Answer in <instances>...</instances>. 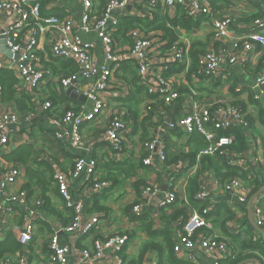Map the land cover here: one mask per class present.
<instances>
[{
	"label": "built area",
	"instance_id": "obj_1",
	"mask_svg": "<svg viewBox=\"0 0 264 264\" xmlns=\"http://www.w3.org/2000/svg\"><path fill=\"white\" fill-rule=\"evenodd\" d=\"M81 7L80 13L72 12L63 6L58 14L44 16L41 11V0H0V69L11 71L19 80L18 90L27 93L46 82L51 73L44 66L38 47V39L47 37L48 53L53 59L73 62L78 72L70 76L55 77L60 90L67 89L79 79L91 81L84 92L86 99L92 103L91 109L84 112L68 110L63 117L54 121L57 127L54 139L69 140L71 145L79 147L82 143L81 128L86 124H97L103 117L109 116V123L102 131L103 141L115 159L126 155L132 149L130 143L133 126L140 123L142 116L136 120L129 119L127 110L119 100L127 99L134 85L123 80L124 67L136 77V84L143 89L144 109L148 112L150 104L168 107L179 102L182 94L178 90L180 81L191 73L195 83L214 85L232 81L231 69L236 66L254 67L252 90L253 100L264 109V14L250 18L247 23H234L231 17H221L217 10H212L210 0H73ZM78 15V16H77ZM156 15L165 20V26L172 29L176 40L170 42L166 33L161 30H149L143 25L121 31V21L132 17L154 21ZM179 15L185 16L193 23L202 19L211 31V41L198 51L197 65L190 71L192 47L182 43L178 31L186 32L183 27H172L171 22ZM195 26L191 27L193 29ZM194 30V29H193ZM81 35H95L101 44V62L96 54V44ZM178 38V39H177ZM7 52V53H6ZM100 61V60H99ZM240 88V89H239ZM237 91L242 90L240 86ZM194 90V89H192ZM189 93L194 97L197 91ZM1 94V88H0ZM195 98V97H194ZM115 101L118 106H110ZM198 112L192 111L185 117L171 121L162 130L168 135L176 128H181L187 136L197 135L206 145L195 155L193 166L177 164L170 170L171 179L178 177L184 170L201 168L204 158H226L228 164L239 168L246 175L245 179L232 178L225 181L224 190L234 195L239 203H248L249 196L242 193L243 183L251 190L258 178L264 183V161L258 158L260 142L251 143L250 151L254 155H238L236 133L241 129L249 134L248 115L254 112L240 111L234 104L221 105L209 103L205 99L199 102ZM43 109L51 107L49 101L42 105ZM111 109V112L109 111ZM35 113L30 112L22 118L28 124ZM18 114L8 106L0 110V159L9 151L11 140L19 132V124L15 129L9 127L18 122ZM245 130L247 132H245ZM28 132L29 129H26ZM253 147V148H252ZM146 157L145 167L156 169L165 166L166 153L161 138L156 136L144 144ZM264 160V159H263ZM4 162V161H3ZM254 162V164H252ZM98 163L95 159L79 158L68 172L54 169L52 180L66 209L72 210L70 222L60 229L73 240L91 238V250L83 248L76 251L77 264H104L103 255L109 250L116 264L123 263V253L130 245L129 236L115 234L105 239L99 237L106 215L89 217L82 221V202L74 201L69 189V182L85 174L88 180L96 181L89 186L93 195H101L108 190L110 183L98 181ZM19 166L13 163H0V241L4 240L6 217L17 215L22 218L21 228L16 233L20 245H28L35 233L36 221L40 217L43 204L40 200L29 202L27 191L16 189L22 175ZM196 198L208 201V194L201 189ZM159 188L146 184L140 190L138 204L134 205L131 214L143 215L142 205L148 203L158 193ZM251 198V197H250ZM264 198V192L252 203V218L255 225L264 232V212L255 206V201ZM3 204L7 206H3ZM17 206L20 212H12ZM178 205L177 190L169 186L160 202V208L169 209ZM212 205L202 211L194 212L182 226L178 235V244L173 246L176 255L187 252L185 259L196 262L192 251H198L214 263H220L231 257V250L226 242L219 241L206 233L213 230V219L209 216ZM12 213V214H10ZM15 217V216H11ZM257 232V231H256ZM258 233V232H257ZM258 235V234H257ZM259 238V236H258ZM49 264H67L72 248L61 246L55 234L48 242ZM20 252V251H19ZM0 264H29L27 256L18 253L13 258H2ZM154 264V263H148Z\"/></svg>",
	"mask_w": 264,
	"mask_h": 264
},
{
	"label": "crops",
	"instance_id": "obj_2",
	"mask_svg": "<svg viewBox=\"0 0 264 264\" xmlns=\"http://www.w3.org/2000/svg\"><path fill=\"white\" fill-rule=\"evenodd\" d=\"M215 5L217 7L215 10H217L219 16L231 17L234 23H247L250 18L259 17L264 14V0H219L216 1ZM63 6L69 8L75 13H80L81 11L80 5H78L73 0H41V11L44 16L52 15L54 13L58 14L59 10ZM196 24L197 25L193 28L194 30L190 29L186 30V32L178 31L177 34L178 38L182 36V43L191 45L193 49L196 45L195 48L199 51L211 41V31L206 21L204 22L202 19L198 20ZM81 36L84 39H89L96 44V54L100 58V61L98 60L99 65V63L102 61V50L101 44L97 37L95 35ZM1 44L3 43L0 42V45ZM38 47L42 49V52H40V57L42 58L46 68V63L51 59L47 50L49 48L47 37L41 36L38 39ZM191 66L192 60L190 57V68ZM253 68L254 67L250 66H236L231 69L233 78L230 83H215L214 85H206L202 83L199 85L195 83L194 78L191 76V73H189L187 78L184 80L182 79L179 83L178 90L182 94L179 102L168 107H163L153 103L150 104V109L148 112H145L146 108L144 109V97L142 93L143 101L137 110L139 111V117L142 116L143 113V117L141 118V120H143L136 124V129L131 134L130 143L132 149L129 150L126 155L119 156V159H116V161H122L124 159L131 158V160L135 163H139L141 160L143 162L146 157V153L144 151L145 142L152 137L158 136L161 138L163 146L165 147L168 165L165 164V166H158L156 169L145 166L144 168L138 169L136 172V177L127 179L117 188L112 190L110 194L101 199V204L109 209V213L106 215L108 218L106 221H104L99 237L101 239H105L115 234L126 233H129L131 237H129L131 242L129 248L125 253H123L122 264H128L133 260L136 261L140 255L142 247L146 243L150 242L147 233L141 228V223L132 221L125 210L129 205L133 204L139 199L137 191L134 187L137 180H142L146 184H152L159 188V191L155 197L148 203H144L142 205L143 215L148 216L149 220L152 222V229L154 231L167 230L174 246L175 244H178L179 241V225L181 224L182 218L178 217L175 220H169L168 217L176 209L184 208L189 205L190 194L188 193L187 189H189V181L196 174L198 175L201 189H204L208 194L207 204H211L212 208L216 206L220 208L219 212H217L218 215L212 217L213 230L207 231L206 234L223 242L229 241V238L232 235H240V241L249 238L251 235V238H253L256 243L260 242L263 244L260 234L257 233L249 223L247 212L248 203H239L234 195L228 194L224 190L225 182L220 183L219 178L214 175L212 169H204L202 166L200 169H195V171L194 169L190 171L185 169L184 172L178 177L171 179L170 170L172 169V166L177 164L190 166L191 160L189 158L193 154L195 156L200 149L205 147V141L197 135L187 136L185 131L181 128L174 129L168 135H162V130L168 125L169 122H176L192 111L198 112L200 108L199 102L203 99L209 103L217 102L221 105H232L239 102L248 107V110H252L254 112V115L251 116V120L253 121L255 129L252 130V132L262 146L260 147L258 158H261V160L264 161V126L259 123V119L255 113L257 105L258 107L261 106L253 100L254 92L251 89L248 90V87H251V84L253 83ZM128 72L131 71L124 69V75L122 78L128 83L131 82L135 86L136 82H133L132 78L133 73L131 75V73L129 74ZM90 82L91 81L79 79L75 85H77L78 91L84 94V92L87 90L86 86ZM240 86L243 89L237 91V88ZM67 89L60 90L57 83L55 82V77L51 76L43 84L25 93L33 105L34 109L32 112L35 113V116L31 117L28 124H25L23 121L24 119H22L27 114L20 112L15 106L11 104H2L0 101V110L8 106L9 108H13V110L19 116L17 123L9 125V127L15 129L19 124L17 128L20 130L11 140L7 148L9 151L8 153L23 144H32L34 146L33 158L35 159V162L47 161L52 165L53 170L57 169L63 172H68L69 169H72L74 162L79 158H84L86 160L95 159L99 166L97 170V178H99V172L101 171L102 165L107 160L106 158L115 160L112 158L114 156L113 152L109 151L107 144L102 138V131L107 127L110 121L109 116L103 117V119L97 124H86L81 128L80 132L82 136V143L79 147L72 146L69 140L58 141L54 139L53 132L55 133L57 127L53 122L60 119L61 117H50L46 114L42 105L45 101H47V99H49L51 93L58 92L65 94ZM191 90L197 91V93L194 95L195 98L190 97L189 93ZM65 96L69 98L66 94ZM66 106L71 109L76 107V112H79L80 108L84 106V112H87L91 109L92 103L87 99L85 103L70 99L68 103H59L58 108L60 110H65ZM110 106L114 107L118 105L115 103V101H112ZM109 111L111 112V109ZM26 129H29V131L27 132ZM244 155L252 156L254 154L250 151ZM171 159H176V161L170 162ZM211 159L220 162V157H214ZM3 161L5 163H10L5 160V156L3 157ZM3 161L0 159V163H4ZM252 164H254V162ZM29 166L31 168L36 167L32 161L29 163ZM20 169L22 171V177L15 188L23 189L26 185H29L27 188L28 198L30 200L29 202L31 203V201L40 200L44 205V208H42L40 217L36 221V229L32 241L28 245L23 246L20 252L15 254H5L3 259L13 258L18 255V253H23L27 256L29 264H49V250L47 246L50 238L56 234L61 246H68L69 248H72L71 255L67 260V264H77L78 257L76 251H79L83 248L91 250V238L85 237L73 240L68 235L62 233L60 229L70 222L71 213L68 211L69 209L64 207L63 200L60 198L59 194H57V187L55 183L52 182V185H49L48 192L43 196L41 188L37 186L35 182L30 181V179L27 177L26 168L20 167ZM43 169L44 168H42V170ZM87 182L88 179L84 173L81 174L76 180L69 182V189L73 200L82 202L83 222H85L89 217L104 215V213H94L91 210L95 195L90 193L88 188L89 186L86 185ZM257 182L260 183L259 189L254 190L253 188V194L252 192L250 193V188L248 185L243 183L241 192L249 196L248 200L255 193L264 188V183H262L263 181L261 178H258ZM47 183L49 184V181H47ZM171 183L172 186H174L177 190L178 205H176L173 209L160 208V202L163 199L164 194L167 192V190H169ZM254 203L255 206L259 205L264 212V198H259ZM3 206L7 205L3 204ZM227 210L233 213L235 216L232 220L224 222V213H226ZM190 211H188L189 217L194 212H196ZM12 212H20V210L14 205L12 207ZM2 215L3 212L0 211V216ZM22 222V218L17 215L7 216L5 226L6 228H4V240L9 236L15 238L18 229L21 228ZM157 241L160 245H163L164 243L162 237H158ZM237 246L239 247L238 244ZM179 254L180 256L174 253L176 258L189 264H216L213 261L207 259L198 251H192L196 261L194 263L185 259L187 252ZM259 257V260L249 259L240 264H264V255H259ZM158 260L159 256L157 252L154 250H149L144 256L142 264H157ZM102 262L104 264H116L109 250L105 251ZM223 262L224 261L217 264H221Z\"/></svg>",
	"mask_w": 264,
	"mask_h": 264
},
{
	"label": "trees",
	"instance_id": "obj_3",
	"mask_svg": "<svg viewBox=\"0 0 264 264\" xmlns=\"http://www.w3.org/2000/svg\"><path fill=\"white\" fill-rule=\"evenodd\" d=\"M216 1L219 0H210L212 10L217 9L215 5ZM139 25H143L145 28L149 30L164 31L166 33V36L169 37L170 42H174L176 40V35L173 33L172 29L166 28L165 20L161 18L160 15H156L154 21L128 17L121 21L120 27H121V31L125 33L129 28L136 27ZM171 25L175 29L177 27H183L185 30H190L191 27L196 26L197 24L193 23L192 20L185 19V17L179 15L174 21L171 22ZM195 46L194 49L192 48V53H191L192 66L190 68V71H192V69L195 68L197 65L198 50H196ZM46 68L50 70L52 76L54 77L70 76L78 72V67L75 65V63L70 61L68 62L59 61L53 58H51L50 61L46 63ZM124 69H127V67H124ZM132 78H133V82H136V77L134 74ZM19 83H20L19 80L15 77V75L11 71L0 69L1 103L11 104L15 106L20 112L27 114L32 112L34 108L28 96L25 93H22L18 90ZM232 90L234 91L233 88ZM142 93H143L142 87L136 84L134 86V89L132 90L131 95L127 99L118 101L119 103L122 104L123 108L127 110L128 116L130 117L129 119H132L133 121L136 120L138 117L139 111L137 110V108L143 101ZM69 100L70 99L67 98L64 93H58V92L51 93V96L49 97V99H47V101L50 102L51 107L45 110L46 114L49 115L50 117L58 118V117H62L68 110H72L73 112H76L77 111L76 107L71 109L68 106H66L65 110H60L58 108L59 103H66V102L68 103ZM234 105L243 113L247 111V107L242 103L237 102ZM255 113L259 119V123L262 126H264V109L262 108V106L258 107L257 105ZM246 118L248 119L250 126L248 135L245 134L244 131L241 129H235L232 131L233 133H236L237 146L234 147L235 148L234 150L238 155L247 153L251 148V144H252L251 142L253 140H256V137L253 135L252 132V130H254L255 127L253 121L251 120V115H248ZM133 128L134 130L136 129V124L133 126ZM263 146H264V142H263ZM4 156L7 162L13 163L19 167L26 168L27 177L30 179V181L35 182L36 185L41 188L43 192V196L48 192L49 190L48 187L49 185H52L53 182L52 175L54 170L52 168V165L49 164L47 161L35 162V159L33 158L34 146L32 144H23ZM106 159L107 160L104 162L101 171L99 172L98 181H107L111 185L108 190L103 192V194L94 196V200L91 207V210L94 213H104V215H108L109 209L103 204H101V199L106 195L110 194L112 190L117 188L127 179L136 177V172L138 169L144 168L142 160L139 163H135L131 160V158L124 159L122 161H114L111 160L110 158H106ZM189 159L191 160L190 166H193L195 163L194 154ZM31 161L34 162V164L36 165L35 168H31L29 166V163ZM175 161L176 159L170 160V162H175ZM227 161L228 159L226 158H220V162H219L207 157L201 161V166L204 169L205 168L208 170L212 169L214 175L217 178H219L220 183L225 182L228 179H232V178H241V179L246 178V175L244 174L243 171H241L237 167L229 165ZM166 165H168L167 160H166ZM42 168L44 169L42 170ZM47 181H49V184L47 183ZM95 182L96 181H93L91 179L88 180L86 185L92 186ZM259 184L260 183L256 181L254 190L259 189ZM145 185L146 183H144V181L142 180L136 181L134 187L137 191L138 196H140V189ZM28 187L29 185H26L23 189L28 191L27 189ZM188 188L189 189L187 190L188 193L190 194L189 205H187V207L184 208L176 209L168 217L169 220H175L178 217L182 218L181 224L179 225L180 230L182 226L189 219L188 211L190 210H191L190 212L202 211L205 207H207V205H209L207 204L208 201H202L196 198V194L199 191L197 174L194 175L189 181ZM251 192L253 194L254 191L252 190ZM136 204H138V202H134L133 204L129 205L125 209L126 213L128 214L129 218L132 221L141 223V228L144 232L147 233L150 242L146 243L142 247L140 251V255L138 256L137 260L136 261L133 260L128 264H142L144 256L146 255V253H148L149 250H154L157 252L159 256V260L157 264H189L175 257L173 252L174 245L172 244L170 234L167 230L154 231L152 229L153 227L152 222L149 220L147 215H141L139 217H136L135 215L131 214V210L133 206ZM42 208H44V205ZM219 210L220 208L218 206L212 208L209 216L215 217L216 215H218L217 212H219ZM68 211L72 213V210L69 209ZM224 214H225L224 222L232 220L235 216L233 213H231L228 210ZM204 233H207V231L204 230ZM126 235L130 237L129 233H126ZM239 236L240 235H232L229 238V241H226L227 247L231 250V257L229 259H226L221 264H240L249 259L259 260L260 258L259 255L261 256L264 255L263 244H261L260 242L256 243V241H254V239L251 238V235L249 238L244 239L242 241H240ZM158 237L163 238L164 240L163 245H160L158 243L157 241ZM237 244L239 245V247L237 246ZM22 248H23L22 245L18 243L16 238L10 236L7 237L4 241L0 242V259H2L5 254H15L21 251Z\"/></svg>",
	"mask_w": 264,
	"mask_h": 264
},
{
	"label": "water",
	"instance_id": "obj_4",
	"mask_svg": "<svg viewBox=\"0 0 264 264\" xmlns=\"http://www.w3.org/2000/svg\"><path fill=\"white\" fill-rule=\"evenodd\" d=\"M7 53V52H6ZM71 100H74V101H78V102H81V103H85L86 102V95L85 94H82L78 91L77 89V85H73L71 86L70 88L67 89L66 93H65ZM245 132H247L245 130ZM264 192V188L259 190L257 193H255L249 200L248 202V205H247V212H248V220H249V223L250 225L252 226V228L257 231L260 236H261V239H262V242L264 244V232L258 228L254 221H253V218H252V203L253 201L258 197L260 196L262 193Z\"/></svg>",
	"mask_w": 264,
	"mask_h": 264
},
{
	"label": "rangeland",
	"instance_id": "obj_5",
	"mask_svg": "<svg viewBox=\"0 0 264 264\" xmlns=\"http://www.w3.org/2000/svg\"><path fill=\"white\" fill-rule=\"evenodd\" d=\"M48 63V62H47ZM119 194V193H118Z\"/></svg>",
	"mask_w": 264,
	"mask_h": 264
}]
</instances>
